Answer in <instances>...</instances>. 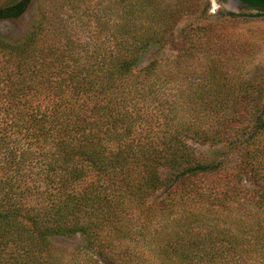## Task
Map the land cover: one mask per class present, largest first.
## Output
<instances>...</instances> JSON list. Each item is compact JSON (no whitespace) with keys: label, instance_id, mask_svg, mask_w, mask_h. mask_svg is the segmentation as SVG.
<instances>
[{"label":"trees","instance_id":"trees-1","mask_svg":"<svg viewBox=\"0 0 264 264\" xmlns=\"http://www.w3.org/2000/svg\"><path fill=\"white\" fill-rule=\"evenodd\" d=\"M109 1L106 8L120 11L91 41H79L70 26L64 7L75 10L71 0L58 11L42 8L19 39L0 34V264H60L51 239L73 236L98 256L115 257L117 246L122 264H154L155 257L160 264H264V81L235 84L213 65L179 101L165 95L172 78L155 56L137 67L163 43L181 5ZM242 1L264 12V0ZM32 3L0 0V20L20 18ZM191 45L201 49L195 39ZM255 89V99L242 95ZM239 103L248 119L233 129ZM229 135L225 142L243 150L258 187L259 216L238 224L239 233L217 231L225 243L204 253L196 212L182 210L195 195L191 177L216 173L226 161L193 156L186 139L217 144ZM159 189L169 192L161 208L147 202ZM135 236L152 248L129 250L132 242L124 244Z\"/></svg>","mask_w":264,"mask_h":264},{"label":"rangeland","instance_id":"rangeland-1","mask_svg":"<svg viewBox=\"0 0 264 264\" xmlns=\"http://www.w3.org/2000/svg\"><path fill=\"white\" fill-rule=\"evenodd\" d=\"M65 1L69 0H33L29 9L20 18L0 20V34L10 39L23 37L31 28L33 21L39 17L42 8L50 12L52 10L58 11L56 6ZM167 1L174 6L181 5L175 16V21L165 32L163 43L145 52L141 64L137 67L140 68L145 65L154 55V58L164 66L162 74L167 78H172H170L172 81L169 83L165 95H170L179 101L181 94L185 95L188 88L189 91H193L190 89L191 86L195 88L200 82L207 81V76L214 68L213 65L222 76L228 77L235 84L239 81L248 84H254L255 81L259 80L264 81V12H255V10L242 7L237 4L236 0ZM71 2L75 5V10L68 7H64V9H66L65 13L69 15L70 26L74 28V34L79 38V41H86V39L91 41L96 34L95 31L103 25L106 26L107 20L112 16L110 13L117 14L120 11L117 8L113 10L106 8L105 5L109 4V0H71ZM77 5H79L78 8ZM99 22H104V24L100 25ZM188 30L191 33L193 31L197 33L192 40L185 33ZM194 39L201 49L192 48L191 43ZM2 60L3 57L0 55V61ZM244 94L247 97L254 96V99L257 97L256 89L254 93L251 90L243 91L242 95ZM246 102L249 105L252 103L251 101ZM239 104L241 106L235 107L237 120L228 123L229 127L231 126L233 129H239L248 119L243 103ZM188 107H190L188 110L194 108ZM204 110H207V107ZM206 125V122L201 124L203 127ZM249 125L252 126L253 123ZM250 126L249 131L252 129ZM228 139L233 138L229 135L227 139L217 144L186 139L193 150V156L203 159L218 156V158L221 157L226 161V166L216 173H205L191 177L189 185L193 186L191 189L196 196L191 195L194 197L190 199V205L185 204L184 210H182L184 215L190 213V210L187 209L190 206V209L196 212L197 223L200 225L195 224L201 228H196V230L201 231L198 236L202 237L200 245L203 247L201 250L204 253L206 247L216 248L219 246L221 248L222 244L225 243L216 238L217 231L221 229L222 231L231 230L234 232L236 226L242 221L248 225L257 220L259 216V200L255 196L258 187L248 170L249 166H243L246 164L245 159L241 157L245 156L243 150L237 151L235 148L228 147ZM247 149L251 150L252 146ZM262 156L264 157V152H262ZM160 173L163 177L166 170L161 168ZM177 182L183 183V180ZM177 188L178 185H175L171 191L177 190ZM168 193L164 189H159L152 197H149L147 202L161 208L160 206L163 204L160 203V200L166 197ZM177 193L179 195V192ZM212 196L214 198L211 199ZM196 197L202 198V200H194ZM135 212H132L133 215ZM263 213L261 211V214ZM236 233L239 231L236 230ZM246 236L248 243L255 242L253 240L255 237ZM239 238L243 243L247 242L246 237L240 236ZM210 239H214V241ZM127 240L129 241L125 242V246L132 242L128 245L130 246L129 250L137 246H140V249L141 246L149 247L148 243L145 244L140 240V236ZM163 241L161 240V242ZM51 242L56 248V255L61 261L60 264H122L125 258L124 254L116 250L118 249L117 246L115 257L98 256L94 254V251V253L87 251L83 249L84 241L81 236L53 237ZM253 246V244L251 246L244 245V247ZM219 252L221 255L231 256L229 252ZM160 262H162V258L155 257L154 264H160ZM218 262L222 264L220 261ZM173 264H181V262L174 263L173 261ZM248 264L253 263L249 262Z\"/></svg>","mask_w":264,"mask_h":264},{"label":"flooded vegetation","instance_id":"flooded-vegetation-1","mask_svg":"<svg viewBox=\"0 0 264 264\" xmlns=\"http://www.w3.org/2000/svg\"><path fill=\"white\" fill-rule=\"evenodd\" d=\"M236 2H237L238 5H240V6H242V7H246L244 1H242V0H236Z\"/></svg>","mask_w":264,"mask_h":264}]
</instances>
